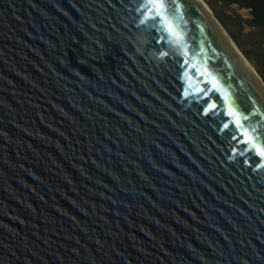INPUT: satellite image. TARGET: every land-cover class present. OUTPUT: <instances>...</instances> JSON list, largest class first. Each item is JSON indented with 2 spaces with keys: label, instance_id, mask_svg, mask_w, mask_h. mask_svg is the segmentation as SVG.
<instances>
[{
  "label": "water",
  "instance_id": "water-1",
  "mask_svg": "<svg viewBox=\"0 0 264 264\" xmlns=\"http://www.w3.org/2000/svg\"><path fill=\"white\" fill-rule=\"evenodd\" d=\"M146 2L0 0V264H264L262 82Z\"/></svg>",
  "mask_w": 264,
  "mask_h": 264
},
{
  "label": "trees",
  "instance_id": "trees-1",
  "mask_svg": "<svg viewBox=\"0 0 264 264\" xmlns=\"http://www.w3.org/2000/svg\"><path fill=\"white\" fill-rule=\"evenodd\" d=\"M210 7L214 10L215 15L218 19L223 23V25L230 32L238 46L247 54L249 59L252 60L256 69L260 73V75L264 78V65L259 61L255 60V58H263L264 59V51H256L255 50H247L244 46L242 40L239 38L238 30L234 28L232 23L227 21L225 15L221 13L224 5H237L240 8H247L250 10L251 18L248 20L250 24L256 25L259 27H264V0H206Z\"/></svg>",
  "mask_w": 264,
  "mask_h": 264
},
{
  "label": "rangeland",
  "instance_id": "rangeland-1",
  "mask_svg": "<svg viewBox=\"0 0 264 264\" xmlns=\"http://www.w3.org/2000/svg\"><path fill=\"white\" fill-rule=\"evenodd\" d=\"M221 13L225 15L227 18V21L229 23H232L234 28L238 30L239 38L242 40L247 50L251 51V50L256 49V51L258 50L262 52L264 51V27H259V26L252 25L249 23L248 20L251 18L249 9L240 8L235 4L234 5H224ZM221 24L223 25L222 22ZM225 29L228 32V34L231 36V38H233L226 27ZM241 51L249 59L247 54L242 49ZM255 57H254L255 60L259 61L260 63H263L264 65L263 58H255ZM249 61L254 65L251 59H249Z\"/></svg>",
  "mask_w": 264,
  "mask_h": 264
},
{
  "label": "bare ground",
  "instance_id": "bare-ground-1",
  "mask_svg": "<svg viewBox=\"0 0 264 264\" xmlns=\"http://www.w3.org/2000/svg\"><path fill=\"white\" fill-rule=\"evenodd\" d=\"M200 5L204 8V10L212 17L213 21L216 23V25L220 28V30L223 32V34L229 39L231 44L234 46V48L237 50V52L241 55V57L245 60V62L248 64L250 71L259 79V81L262 82V87L264 88V79L261 77L260 73L256 69V67L249 61V59L245 56V54L241 51V49L236 45V43L233 41L231 36L226 31L225 27L215 18V14L213 13L210 5L207 3L206 0H197Z\"/></svg>",
  "mask_w": 264,
  "mask_h": 264
},
{
  "label": "snow or ice",
  "instance_id": "snow-or-ice-1",
  "mask_svg": "<svg viewBox=\"0 0 264 264\" xmlns=\"http://www.w3.org/2000/svg\"><path fill=\"white\" fill-rule=\"evenodd\" d=\"M169 2H174V0H169ZM149 11H154L156 17H159L162 21L167 23V16L165 15L166 4L163 0H147L145 5ZM155 18V17H153ZM168 30L172 29V25L170 23L167 24ZM248 141H246L247 143ZM254 143V140L252 141ZM254 147H256L254 143ZM260 154L264 156V148L260 149Z\"/></svg>",
  "mask_w": 264,
  "mask_h": 264
}]
</instances>
